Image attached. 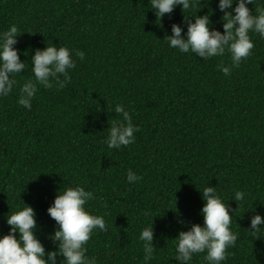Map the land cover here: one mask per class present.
I'll return each instance as SVG.
<instances>
[{"label":"trees","instance_id":"16d2710c","mask_svg":"<svg viewBox=\"0 0 264 264\" xmlns=\"http://www.w3.org/2000/svg\"><path fill=\"white\" fill-rule=\"evenodd\" d=\"M218 4L197 0L185 13L177 6L160 22L149 0H0V32L14 24L22 33L21 84L32 78L31 55L47 43L69 47L76 60L67 86L41 87L30 111L17 102L19 87L0 99V236L10 231L6 217L26 203L46 250H55L49 237L58 225L47 209L60 189L81 185L95 194L86 207L109 225L86 245L97 264H178L175 238L203 225L199 189L210 183L237 209L238 239L222 264H264V228L260 238L249 230L251 216L264 215V38L251 34L252 54L231 75L217 68L230 63L229 53L203 59L167 42L174 23L187 31L184 14L214 9L213 27L223 32ZM249 7L256 14L264 0ZM117 104L140 130L135 144L110 149L107 129L122 118ZM128 169L141 179L128 183ZM235 191L246 193L240 205ZM151 224L156 248L145 261L139 235ZM205 256L191 264H208Z\"/></svg>","mask_w":264,"mask_h":264},{"label":"clouds","instance_id":"9594fccd","mask_svg":"<svg viewBox=\"0 0 264 264\" xmlns=\"http://www.w3.org/2000/svg\"><path fill=\"white\" fill-rule=\"evenodd\" d=\"M196 2L197 0H149L150 9L160 22L165 14H171L177 6H181L185 13L194 8ZM254 2L255 0H219L218 7L223 13V32L213 27L211 14L214 9L203 15L184 14L187 31L180 23H174L171 35H167L168 46L203 59L223 57L227 52L230 54V63L225 65L221 62L217 68L225 75H231L232 68L239 67L252 54L255 44L251 34L264 38V8L257 7L256 14H253L249 4ZM21 34L14 24L0 32V99L9 96L14 88L19 87L17 102L30 111L41 87L62 89L67 86L71 80L70 70L76 68V60L69 47L47 43L45 48L37 49L31 55L32 78L21 84L15 77L22 74V70L28 69L25 61L21 60L20 50L15 47ZM74 54L80 60L85 58L82 50H76ZM114 111L122 118L110 124L105 143L110 149L135 144V134L140 129L134 125L132 115L121 104L115 105ZM140 179L132 169H128V183H135ZM199 190L205 201L201 209L203 225L194 223L187 231L179 232L175 238L174 258L178 264H191L195 254L206 252L208 264H222L227 259L228 249L234 247L238 239L239 234L231 227L237 209L230 212L229 204L224 201L216 186L208 183ZM245 198L244 191H235L233 199L239 205ZM93 199L94 192L81 185L57 192L54 202L47 209L58 225L49 237L57 245L51 251L46 250L37 234L38 220L34 207L24 202L25 206L18 207L6 217L10 231L0 236V264H97L95 257L87 255L86 245L94 231L107 232L109 225L102 215H95L86 207ZM248 210L255 212V208ZM262 228L264 215L257 212L251 216L249 230L254 238H260L257 234ZM139 239L143 241L144 260H152L156 248L154 224L143 228ZM57 257L63 259L58 261Z\"/></svg>","mask_w":264,"mask_h":264}]
</instances>
